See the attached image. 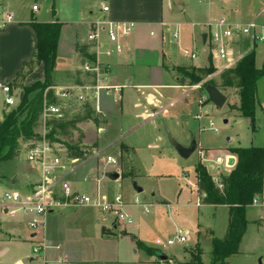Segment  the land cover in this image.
<instances>
[{
	"label": "crops",
	"instance_id": "1",
	"mask_svg": "<svg viewBox=\"0 0 264 264\" xmlns=\"http://www.w3.org/2000/svg\"><path fill=\"white\" fill-rule=\"evenodd\" d=\"M14 1L17 0H0L3 14L13 17L10 23L0 29V82L10 84L20 94L22 93L19 87L12 85V82L21 71L23 64L34 59L38 41L37 33L33 28L34 24L59 25L54 65L49 75V88L54 96L63 88L93 84V76L82 69L85 63L96 59L104 70L100 85L111 87L110 89L100 91L97 101L90 94L84 102L76 101L75 96L81 93L78 90L72 92L69 98L55 96L59 102L57 105H63L64 117L61 120L51 119L50 122L74 124V128L69 126L67 135H64L61 128H56L55 141L67 142L68 150L71 146H78L80 151H87L83 159H71L73 162L68 165L66 172L56 174L54 182L56 190L61 191L62 187L66 186L71 192H84L92 196L98 194L105 196L107 200L120 196L114 193L120 179L133 181L144 180V177L148 176L167 177L155 170L148 171V175L140 172L136 164L137 154L142 149L140 143L145 144V148L156 150L159 156L166 154L176 160V157H180L172 143L187 148L195 142L196 150L191 156L197 153L200 157L203 148L200 147V140L194 138V127L191 125L192 122L189 123L188 116L192 121L200 120V115L192 111L196 109L200 111L204 105V103L198 105L199 99L193 98V93L201 92V90H197L194 86L189 89L187 83L181 85L176 69L213 66L215 69L226 70L234 67L245 55L254 52L256 46H250L245 39L234 44V57L239 55L241 59L234 60L229 64L230 67L224 68L226 65L224 62L215 61L212 58L206 24L218 22L220 19L233 24L264 20V0H258V4L254 3V12L249 19L233 9L229 5L230 0H86L87 3L89 1V4L86 3L84 6L87 8L86 12L78 9L72 14H64L61 11L51 13L48 10L46 16L38 19L36 16L40 12L39 7L37 12L31 10L34 3L29 10L25 4L20 8ZM44 1L41 0V2ZM101 5L106 6L108 11L102 12ZM50 7L51 3L49 9ZM105 19L120 26L134 25L130 34L118 32V44L122 48L119 53L116 51V44L108 40L104 31L99 34L98 41L101 44L99 47H95L94 43L87 40L95 23H101ZM177 31L179 41L174 43L172 35ZM203 34H206L205 43L202 42ZM189 49H191L190 52H197L198 56L207 53V64L198 66L185 63L180 54L183 55V51H189ZM44 81L45 67L43 63H39L25 77L21 86L30 87ZM0 97L4 100L2 95ZM195 100L197 107H193L194 110H192L191 105L195 104ZM17 105L14 107L16 108ZM4 106L3 102L0 109V121L5 114ZM85 106L94 112L92 121L78 122L77 118L83 116ZM41 130L40 115L34 129L35 136ZM73 139L75 142H72ZM27 140H24V145ZM156 142L161 144L157 145ZM234 148L223 147L212 149L211 152L218 151L220 153L218 158L225 156L226 159L229 154L227 150ZM68 150L61 149L60 156L67 155L69 158ZM22 152L23 157L17 156L8 170L0 173V177L3 178L0 189L3 193L15 192L21 197L28 196L33 185L39 180L38 172L26 162L24 149ZM123 156L133 158L134 165L130 170L121 168L118 162L113 168L107 167L110 170L109 173L119 174L117 180H109L106 177L109 173L103 172L102 159L114 158L117 161ZM201 157L204 160L205 156L201 155ZM222 159H218L219 162ZM228 160L227 157V164ZM25 166H28L29 172H25ZM230 166L233 170L234 165ZM218 170L222 171L220 168L216 169ZM194 174L196 176V173ZM14 178L16 181L12 183ZM193 182H187V184L193 186ZM195 182L197 190V179ZM134 186L140 188L141 193H136ZM141 187L132 184L130 190L133 191L134 198L144 192ZM182 193L180 189L179 197ZM262 195L254 199L257 200L256 205L252 203L249 207L261 205ZM150 197L157 201L155 205L146 203L150 204L147 214L140 208L131 206L133 201L127 203L123 201L129 204L124 211L132 219V222L126 226L115 224L113 215L99 213L89 208H70L48 214L44 229L31 232L28 227L29 216L22 214L18 223L10 222L17 212L10 215L2 211L0 214V264H55L58 259H63L65 264H165L173 255L162 252L163 248L156 247V241H160L158 235L165 230L161 224V215L166 211L169 221L175 228V234L176 232L181 234L182 231L173 217L174 209L178 204H171L162 198L158 190L150 193ZM200 202L201 199L194 206L199 207ZM179 206L185 208L189 204L185 202ZM152 207L154 208V214L151 213L153 217L147 218ZM219 207L227 209L225 206ZM136 208L140 210V213L135 212ZM186 222L189 227H185L183 235L189 234L191 239H194V234L195 242H198L201 228L199 219L186 220ZM211 239L216 238L211 237ZM42 241L47 242L49 248L34 253L33 249ZM136 243H140L153 253L148 254L137 248ZM187 253L180 252L178 258L173 256L176 259H173L172 263H191L185 257ZM156 254L164 255L166 260H159ZM192 256L193 252L189 253L190 260Z\"/></svg>",
	"mask_w": 264,
	"mask_h": 264
},
{
	"label": "rangeland",
	"instance_id": "2",
	"mask_svg": "<svg viewBox=\"0 0 264 264\" xmlns=\"http://www.w3.org/2000/svg\"><path fill=\"white\" fill-rule=\"evenodd\" d=\"M86 0H45L41 2V0H17V6L22 8L25 4V7L30 10L32 3L36 4L39 7V14L36 18H40L41 16H46V11H50L53 13L63 12L64 14H72L78 9H82L86 12L87 8H84L87 2ZM258 0H230L229 5L233 7L237 12H240L243 17L249 19L254 12V3L258 4ZM51 3V7L49 9V5ZM89 4V1L87 5ZM1 5V4H0ZM3 14V6H0V15ZM248 23V22H246ZM254 49V65L257 69H263L264 67V46L255 45ZM188 50V49H186ZM191 49H189L190 51ZM195 52V51H194ZM243 53V50L241 51ZM197 53V52H195ZM198 54V53H197ZM181 59L185 63L194 64V65H205L207 64V53L202 56H198L196 60L191 61L185 58L182 54ZM237 57V56H236ZM237 61L241 58L237 57ZM215 63V61H213ZM211 68H214L211 66ZM215 69V68H214ZM223 69L216 68L215 72L210 75L205 81L195 85L197 90L201 89V92L196 91L193 93V98L200 99L204 95V87L203 85L206 82L213 80L217 84L219 81V75ZM191 89V86H189ZM219 89V88H218ZM221 93L226 97V103L221 109L215 108L210 102L206 101L200 111L196 109L192 113H196L200 115L199 121H192L190 116H188L189 123L194 127V138L200 140V147L203 148L204 160L201 155H197L195 153L188 160H183L176 157V160H173L166 154H162L159 156L156 150L145 148V144L140 143L142 149L137 154L136 164L140 169L141 173L148 175V171L155 170L160 175H166V178H154V177H144V180H121L116 184V188L114 193L119 194L124 202L133 201L134 194L131 192L132 184H137L139 187H143L144 192L139 196L140 202L151 203L152 205L156 204V199H152L150 197V193H154L155 191H160L162 194V198L168 200L171 204H178L174 209L173 217L177 221L179 229L182 231L181 235L184 234L185 227H189L186 220L195 221L199 219V224L201 228L199 229V238L198 242H195V236L193 234L194 239H191L189 234L187 236V241L183 245H174L172 247H165L162 249L164 253H171V255L178 258L180 252H188L185 257L193 264V261L189 258V253L193 252V255H197L198 251L201 252V261L203 264H212L213 258L211 255L212 250V240L211 237L222 240L226 234V227L228 224V210L219 207V206H204L201 205L199 207H195L194 205L202 199V196L198 195L197 190L195 189L194 182L197 179V175L195 176V169L198 165H201L206 169L208 173H210L211 180H218L221 182L223 177H226L230 174L231 166L227 165V157L234 158L228 154V156H220L218 151H212V149H218L223 147H235V148H264V74L258 81L256 82V92H255V104H254V116H253V125L251 124L250 119L243 118L239 115V107H240V97L239 90L235 88H221L219 89ZM193 100V99H192ZM193 104V102L191 103ZM3 106V98L0 97V109ZM192 110L193 107H197V103L195 100V104L191 105ZM15 107L6 108L4 106V113L8 114L11 111H14ZM193 116V115H192ZM3 121L1 119L0 123ZM225 122V123H224ZM30 138H20L17 142V153L18 157H23V147L24 140ZM62 150H68L67 142H59ZM72 142H75L73 139ZM71 144V142H69ZM73 144V143H72ZM93 144V143H92ZM157 145H160L161 142H156ZM226 153V152H225ZM223 158L222 161L219 162L218 159ZM16 159V158H15ZM7 160L3 161L0 164V173L12 165L15 161ZM229 161V160H228ZM120 163L121 168H125L126 170H130L131 166L134 165V159L129 156H123L121 159L117 160ZM228 167H226V165ZM236 165V159L235 164ZM160 168V170H158ZM217 168H220L222 171H216ZM25 172H29L28 166H25ZM209 170V171H208ZM264 178V174H263ZM194 180V182H193ZM187 182H193V186L187 184ZM196 183V182H195ZM141 185V186H140ZM118 186V188H117ZM141 187V188H142ZM180 189L182 190V194L179 197ZM3 190L0 189L1 194ZM129 194V196H127ZM136 196V195H135ZM200 196V197H199ZM129 197V198H128ZM258 199V197H257ZM187 202L189 204L188 207H181L179 204H185ZM2 206H0V214H2ZM138 214L140 213L139 209H134ZM165 211V210H164ZM154 208H151L150 214L147 218H152ZM153 213V214H151ZM161 215L162 222L161 224L164 226L165 230L163 233L158 235L160 242L165 243L168 239H172L175 234V228L172 226L169 221V216L167 212H163ZM260 216V219H258ZM22 217L21 212H17L16 216L10 219V222L18 223L19 218ZM199 217V218H197ZM258 219V220H257ZM262 219V220H261ZM246 220H247V229L241 239L238 253L225 261V264H258L260 260L261 264H264V186H263V195L261 197V205L257 207H249L246 209ZM256 220V221H255ZM255 221V222H253ZM115 224L118 225L117 221H114ZM124 228V227H122ZM197 236V235H196ZM170 256V260L165 264H173L172 260L176 259Z\"/></svg>",
	"mask_w": 264,
	"mask_h": 264
},
{
	"label": "trees",
	"instance_id": "3",
	"mask_svg": "<svg viewBox=\"0 0 264 264\" xmlns=\"http://www.w3.org/2000/svg\"><path fill=\"white\" fill-rule=\"evenodd\" d=\"M33 28L37 33V46L34 59L25 62L20 72L12 82L14 87H19L23 93L16 109L8 114H4L3 121L0 123V163L13 160L18 156L17 142L20 138H32L35 136L34 129L43 109V103L47 105H57L53 92L50 87L49 75L54 65L55 50L59 25L57 24H34ZM43 63L45 67V81L36 83L30 87H23L21 83L31 71ZM254 52L245 55L234 67L226 69L219 75V83L213 80L206 82L203 87L211 85L215 88H235L239 90L240 107L239 115L248 118L253 125L254 104L256 82L264 74L263 69H257L254 65ZM213 67V66H212ZM215 72L214 68H178L176 73L179 83L188 86H195L205 81ZM48 89V90H47ZM93 113L88 106L84 107L83 116L77 121L91 120ZM51 123V122H50ZM52 133L56 128L67 135L70 127L74 124H61L52 122ZM69 158L73 160L83 159V153L78 146L69 147ZM227 152L236 157V165L230 174L221 179L219 189L211 180L206 169L198 165L195 169L197 175V190L202 205L225 206L228 209L229 221L225 237L222 240H212L211 255L212 264H225V261L236 255L239 250L241 239L246 231V208L251 206L254 199L262 195L263 174H264V148H234ZM3 178L0 177V182ZM137 248L144 250L148 254L153 252L136 243ZM156 253V251L154 252ZM193 264H203L201 252L193 255Z\"/></svg>",
	"mask_w": 264,
	"mask_h": 264
},
{
	"label": "built area",
	"instance_id": "4",
	"mask_svg": "<svg viewBox=\"0 0 264 264\" xmlns=\"http://www.w3.org/2000/svg\"><path fill=\"white\" fill-rule=\"evenodd\" d=\"M101 11L107 12L108 8L101 5ZM32 12H37V5L32 6ZM13 17L9 14H3L0 18V29L12 21ZM208 37L212 58L215 61L224 62V68L230 67L237 57H234V44L242 39L248 41L250 46H264V20L252 21L246 24H233L225 19H220L218 22H208ZM134 29L133 24L118 25L105 19L101 23H95V27L90 31L87 40L99 47V34L104 31L108 40L116 44V51L121 52V46L118 44V32L123 31L130 34ZM174 43L179 41V33L174 32L172 35ZM183 56L191 61L197 59L198 54L190 51H183ZM84 72L90 73L93 76V84L82 87H70L60 89L55 93L56 97L69 98L75 90L80 91L76 97V101L84 102L87 95L90 94L95 101L100 91H106L111 87L100 85V79L104 76V70L99 62L95 59L93 62L85 63L82 67ZM195 87V86H194ZM198 89L197 87H195ZM50 89V88H49ZM201 90V89H200ZM0 95L4 97V105L6 107H14L20 102V92L15 90L10 84L0 82ZM207 101V96L204 95L198 100V105H203ZM65 107V106H64ZM63 105H47L44 101L41 112V132L25 142L24 151L25 159L28 165L38 172L39 180L33 185L32 191L28 196L21 197L15 192H4L0 195L1 211L13 215L16 212H21L25 216H29L28 227L31 232H37L45 227V218L48 214L64 210V209H79L89 208L103 214L113 215L118 225L126 226L132 222L131 216L124 211L127 205L120 196L114 197L112 200H107L105 196L88 195L84 192H71V190L63 186L61 191L56 190L55 179L57 173L67 171L68 165L73 161L67 155L60 156L61 146L55 141V134L52 133L53 127L50 125V120H61L64 117ZM198 120L199 117L197 116ZM99 131V130H98ZM97 131V132H98ZM83 155H86V150H81ZM103 172L109 173L107 167H115L117 161L114 158L102 159ZM229 166V163L227 164ZM226 165V167H228ZM213 181V180H212ZM214 184L220 189L221 182L214 180ZM257 204V200L253 201ZM131 206L140 208L143 213L149 212L150 204L140 202L138 195L134 198ZM187 241L185 235L177 234L172 239L165 243L156 241L158 249L172 247L174 245H183ZM49 248L47 242L42 241L34 249V253H39L41 250ZM63 259H58L55 264H65Z\"/></svg>",
	"mask_w": 264,
	"mask_h": 264
},
{
	"label": "water",
	"instance_id": "5",
	"mask_svg": "<svg viewBox=\"0 0 264 264\" xmlns=\"http://www.w3.org/2000/svg\"><path fill=\"white\" fill-rule=\"evenodd\" d=\"M205 41H206V34H203L202 35V42L205 43ZM204 92L207 96L208 102H210L215 108H217V109L223 108V106L226 103V97L221 93V91L218 88H215L211 85H207L204 87ZM22 95L23 94L21 93L20 94V100L22 98ZM172 145H173L177 155L183 160H187L196 150L195 142H192L190 144V146L187 148H183L176 143H172ZM234 164H235V159L229 158V165H234ZM106 177L109 180L115 181L119 178V174L113 172V173L107 174ZM15 181L16 180L14 178L12 183H14ZM133 189L136 193H141L140 188H137L134 186ZM156 255H157V258L159 260H162V261L166 260V257L164 255H162V254H156ZM258 264H261L260 260L258 261Z\"/></svg>",
	"mask_w": 264,
	"mask_h": 264
}]
</instances>
